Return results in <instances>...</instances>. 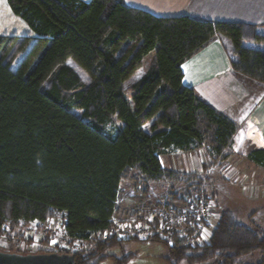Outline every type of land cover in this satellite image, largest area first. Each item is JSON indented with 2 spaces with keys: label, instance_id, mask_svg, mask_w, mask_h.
Here are the masks:
<instances>
[{
  "label": "trees",
  "instance_id": "obj_1",
  "mask_svg": "<svg viewBox=\"0 0 264 264\" xmlns=\"http://www.w3.org/2000/svg\"><path fill=\"white\" fill-rule=\"evenodd\" d=\"M7 3L34 37H0V227L63 213L68 237L95 241L75 264H97L123 242L93 237L111 227L121 183L134 169L131 179L148 193L151 183L196 177L164 167L168 152L205 147L219 166L234 157L238 126L183 85L182 65L222 37L233 70L264 84V33L245 23L160 18L123 0ZM153 52L128 97L125 83ZM19 53L26 54L12 69ZM68 61L87 73L88 84ZM115 120L121 127L107 133ZM247 160L264 170V149H253ZM158 242L167 246L170 264H242L243 257L264 264V228L230 210L202 245Z\"/></svg>",
  "mask_w": 264,
  "mask_h": 264
},
{
  "label": "crops",
  "instance_id": "obj_2",
  "mask_svg": "<svg viewBox=\"0 0 264 264\" xmlns=\"http://www.w3.org/2000/svg\"><path fill=\"white\" fill-rule=\"evenodd\" d=\"M81 1L88 3L91 0ZM123 1L127 6L142 9L160 18L188 16L211 22L245 23L256 26L258 32L264 33V0ZM14 36L34 37V34L23 20L12 13L7 0H0V37ZM149 67L144 69L142 66L136 71L132 78L125 83V89L129 83L132 82L134 85L138 82L147 73ZM182 69L184 73L183 85L194 89L200 99L225 114L238 126V132L234 137V157L225 165H218V167L222 171L225 169L231 175L234 174V177L236 175L235 181L239 184L242 173L240 168L234 165L235 161L232 159L242 158L249 165L260 170L264 183V170L247 160L253 149H264V84L233 70L229 45L222 37L216 38L186 60ZM147 125L150 127V124ZM144 129L149 132L146 125ZM195 151H199L200 155L203 148ZM198 159L211 160L208 153L202 154ZM246 186L249 185L241 186L242 194L248 192L245 189ZM253 191V188L249 190L252 193ZM261 208H263L261 212L253 209L251 214L253 217L247 215L244 223L253 221L256 225L264 227V222L258 220L264 217V207L261 206ZM250 217L251 219H249ZM262 220L264 221V219Z\"/></svg>",
  "mask_w": 264,
  "mask_h": 264
},
{
  "label": "rangeland",
  "instance_id": "obj_3",
  "mask_svg": "<svg viewBox=\"0 0 264 264\" xmlns=\"http://www.w3.org/2000/svg\"><path fill=\"white\" fill-rule=\"evenodd\" d=\"M22 37L23 36L18 38ZM12 54L13 51L6 57V60H9ZM25 54L26 53H19L15 55V58L11 63L12 69H16L18 67ZM154 56L155 52L151 53L144 59V69H147L150 66ZM67 64L79 74L84 84H88L90 82V78L87 73L80 69L74 62L68 61ZM131 87L132 82L126 86V94L128 97H131L132 95ZM74 112L78 116L82 115L81 111ZM120 127L121 123L115 120L114 122L108 124L105 130L107 133H116ZM146 127L147 130H149V125H146ZM198 152L194 151L188 153L171 151L162 155L161 162L164 167L172 169L181 175L195 174L196 177L193 179H187L181 176V181L164 180L156 182L155 184L151 183L148 193L144 192L145 186L144 184H141V181V183L136 184V182L131 179V176L138 174V171L134 169L132 174H130V177L121 183L117 213L115 214V217L123 218L134 214H148L149 212H152L154 208L164 205H181L180 203L184 201L190 190L195 186H199L203 180H205L207 184V190L216 201L215 207L212 209V213L214 214L211 218L212 222H216V220H214L218 218L216 214L221 215V213L226 210L232 211L243 222H246L247 215L251 216L253 209H257V211L261 212V209H263L261 206L264 207V183L259 169L249 165L248 162L242 158L232 159L235 161L233 162L234 165L240 168L242 173V178L240 182L238 181L239 185L235 181L236 175L234 177V174L231 175L225 169L222 171V169L218 167V163H214L212 160L208 159H198V157L202 154L207 153V148L204 147L203 151H200V155ZM204 165H211L213 167L212 173H209L210 168L207 171L208 173L205 172L203 169ZM245 184L249 185L246 186L248 192H244L245 194H242L241 186ZM190 186H192V188ZM252 188L254 189L253 193L249 192ZM175 197L182 198L183 200H175ZM251 217H253V215ZM262 219H264V217H261L258 220L264 222ZM52 220H54V225L58 226L59 224L62 229V225L64 223L63 213L49 218L48 222ZM6 224H10L9 226L12 227L13 233L19 232V234H22L20 224L15 227H13L9 222H6ZM27 225H29V223ZM212 227H210V232H213ZM24 228L30 233L26 232L23 236H30L31 238H33L32 236L35 231L39 229L36 226H28ZM261 228L264 227L261 226ZM0 235H2L1 229ZM43 236H45V234L40 235L41 238H43ZM48 236L50 237V235ZM55 236L57 238V242L61 244L64 243L63 240L65 239V236L63 237V233L61 231L55 233ZM100 236L97 234L93 237V240H99ZM46 240H49V238H46ZM94 242L92 240L85 241L77 244L76 248L80 249L83 253H90L94 249ZM30 243L31 241L29 244ZM7 245L6 247H3L1 243L0 250L4 252L11 250L17 252H28L27 250H30L28 245H25L26 249L23 251L21 250L19 244L8 243ZM167 254L168 248L161 242L135 239L123 241L120 244L115 245L106 252L108 257L102 259L97 264H170L167 260H165ZM254 259V257H243L240 259V262L242 264H252L255 261Z\"/></svg>",
  "mask_w": 264,
  "mask_h": 264
},
{
  "label": "built area",
  "instance_id": "obj_4",
  "mask_svg": "<svg viewBox=\"0 0 264 264\" xmlns=\"http://www.w3.org/2000/svg\"><path fill=\"white\" fill-rule=\"evenodd\" d=\"M212 171L213 167L209 169V173H212ZM180 204L159 206L148 214H134L123 218L114 216L111 227L100 236V239L101 241H130L135 239L162 241L169 246H174L176 239H187L199 245L208 242L212 235L210 227L213 226L212 229H215L221 215L216 214L218 218L214 219L216 220L215 223L211 221L214 216L212 209L215 207L216 201L207 190L205 180L197 188L192 189ZM9 225L3 223L0 228L2 232L0 242L3 247H6L8 243H16L19 244L22 251L26 249L27 245L30 249L27 250L28 252L18 251L17 253H58L76 256L82 252L76 248V245L85 242L68 237L64 223L61 229L59 224L58 226L54 225V220L49 222L48 220L45 222L36 220L29 223V225L22 222L20 223L22 234H19V232L13 233L12 227ZM28 226L39 228L35 231L33 238L23 236L26 232L30 233L24 228ZM58 231L63 233V237L65 236L63 244L57 242L55 233H58ZM43 234L45 236L41 238L40 235ZM46 238H49V240H46Z\"/></svg>",
  "mask_w": 264,
  "mask_h": 264
},
{
  "label": "water",
  "instance_id": "obj_5",
  "mask_svg": "<svg viewBox=\"0 0 264 264\" xmlns=\"http://www.w3.org/2000/svg\"><path fill=\"white\" fill-rule=\"evenodd\" d=\"M75 256L70 254H23L0 251V264H75Z\"/></svg>",
  "mask_w": 264,
  "mask_h": 264
},
{
  "label": "snow or ice",
  "instance_id": "obj_6",
  "mask_svg": "<svg viewBox=\"0 0 264 264\" xmlns=\"http://www.w3.org/2000/svg\"><path fill=\"white\" fill-rule=\"evenodd\" d=\"M185 67L187 68V65H185ZM187 78V77H186ZM53 243H55L54 241H53Z\"/></svg>",
  "mask_w": 264,
  "mask_h": 264
}]
</instances>
